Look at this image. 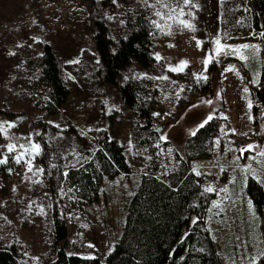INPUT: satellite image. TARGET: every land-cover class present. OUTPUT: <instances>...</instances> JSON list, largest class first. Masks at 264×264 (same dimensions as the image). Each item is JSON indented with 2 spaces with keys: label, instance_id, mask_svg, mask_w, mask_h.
Wrapping results in <instances>:
<instances>
[{
  "label": "rangeland",
  "instance_id": "rangeland-1",
  "mask_svg": "<svg viewBox=\"0 0 264 264\" xmlns=\"http://www.w3.org/2000/svg\"><path fill=\"white\" fill-rule=\"evenodd\" d=\"M193 3L200 6L191 9L194 18H183L191 19L195 30L182 27L177 19L156 16V9L144 7V0H0V151L2 159L15 162V169L0 177V244L17 245L19 264H49L54 258L55 213L67 224L64 245L70 254L92 255L106 262L109 249L122 235L128 202L141 175L150 170V156L135 138L136 116L125 106L122 94L100 81L102 64L93 20L104 19L111 37L118 41L128 31V19L138 13L166 26L161 31L152 23L157 32L155 68L146 70L133 63L121 77L123 83L140 79L156 88L158 174L175 168V150L182 152L186 137L213 115L212 155L191 164L204 177L201 196L208 200L207 227L224 264H259L264 256V204L255 202L249 181L252 172L264 176V102L256 92L264 80V39L234 29L247 24L241 0ZM161 11L167 15V9ZM45 39L53 43L71 88L61 113L50 117L35 106L37 97L26 81L28 73L40 66ZM217 40L259 47L238 49L247 56L240 60L231 52L215 53ZM210 54L213 59L206 68ZM180 61L187 62L184 70L172 71L170 66ZM229 65L234 67L226 70ZM205 75L207 80L197 79ZM207 81L210 87L204 91ZM109 109L114 110L109 114ZM41 122L47 123L44 130ZM103 130L124 147L131 172L107 180L99 200L82 207L60 172H68L98 149ZM161 136H167V141ZM33 141L42 145L43 154L31 158L29 170L24 159L17 163L13 157L29 153ZM39 168L44 171L39 173Z\"/></svg>",
  "mask_w": 264,
  "mask_h": 264
},
{
  "label": "trees",
  "instance_id": "trees-1",
  "mask_svg": "<svg viewBox=\"0 0 264 264\" xmlns=\"http://www.w3.org/2000/svg\"><path fill=\"white\" fill-rule=\"evenodd\" d=\"M241 3L248 14L247 24L234 26V29L242 30L247 36L252 32L254 36L264 33V0H241ZM93 24L102 64L98 71L100 81L118 90L125 106L136 116L134 135L150 156V170L141 175V182L130 197L122 235L106 262L99 257L89 260L68 253L64 245L68 227L55 213L51 227L55 256L49 264H224L207 227L208 200L201 196L204 177L191 165L194 160L211 157L210 140L216 133L215 122L212 120L195 135L187 136L183 151L175 150V168L158 174L160 130L153 115L157 106L156 88L151 89L149 83L140 79L121 82L123 71L133 63L146 70L155 68V27L144 13L135 14L128 19L126 35L115 41L104 19L95 17ZM41 44L40 66L36 72L28 73L27 88L37 97L35 106L39 110L47 117L57 116L71 95V88L64 78L53 43L45 39ZM209 87L207 81L202 89L207 91ZM150 90H153L152 95ZM256 92L264 102V80ZM39 125L43 130L47 127L46 122ZM98 142L99 148L87 154L84 162L70 167L67 176L60 172L82 207L99 200L107 180L131 172L124 147L106 130L100 132ZM2 157L1 150L0 159ZM14 163L8 160L0 164L1 178L11 173L8 169H15ZM249 191L258 206L264 204V189L253 178L249 181ZM0 264H19L16 244L9 247L0 244ZM259 264H264V256Z\"/></svg>",
  "mask_w": 264,
  "mask_h": 264
},
{
  "label": "snow or ice",
  "instance_id": "snow-or-ice-1",
  "mask_svg": "<svg viewBox=\"0 0 264 264\" xmlns=\"http://www.w3.org/2000/svg\"><path fill=\"white\" fill-rule=\"evenodd\" d=\"M116 0H113V3H115ZM159 5V7H158ZM144 7L146 8H151V9H156L155 11V15L156 16H160V17H165L168 20H172V19H177L178 23L182 26V27H186V28H190L195 30V24L192 22L191 19H184L183 17H185L186 15L188 17H193L195 16V13L191 11V9L193 7L199 8V4H194L193 0H168V2H165V0H156L155 3H148V0H144ZM185 8L188 9L187 13L185 12ZM161 9H167V15L165 16V13L163 11H161ZM109 19H113L114 17L109 16ZM121 23L123 24L124 21L121 20ZM152 23L155 25V27L159 30H163L164 27L166 26H162L160 25L157 21L153 20ZM260 35L264 36V33H260ZM125 39H127V37H125ZM217 43V47L215 48V53L220 54L223 53L225 55H227L229 52H231L232 55L234 56H238L240 60H247V56L242 55L240 51H238V49H248V48H253L256 49L259 46L258 45H249V44H241V45H225L223 44L220 40L216 41ZM113 53L115 54V50L113 49ZM212 55L210 54L208 56V58L205 60V67L207 68V66L209 65L210 62H212ZM72 63H78V61H71ZM99 63V60H97V64ZM187 62L186 61H180L178 66L172 67L170 66L172 71L175 72H182L184 70V67L186 66ZM234 66L229 65L228 69L226 70H230L232 69ZM146 75V74H145ZM127 79V77H126ZM197 79H203V80H207L208 77L202 76V77H197ZM245 91H247V89H245ZM208 103H211V101L209 100ZM114 110V109H109V114L110 112ZM153 115H160L159 113H154ZM213 120V115H208L206 117V119H204L201 124L198 125V128H203L205 125H207L210 121ZM10 124L14 123V122H9ZM54 123V122H52ZM57 127H59V125H56ZM99 131V129H97ZM36 135H39V133H37ZM193 135H195V131L193 132ZM161 139L167 141V136H161ZM129 144L131 145V141H129ZM253 147V145L249 144L247 145L248 149H251ZM9 151H12V145L8 146ZM241 151H244V149H241ZM43 154V148L42 145L39 143H36L35 141H33L31 143L30 146V152L29 153H22V154H18L16 156L13 157V159L17 162L20 163L22 159L25 160V163H27L29 165V170H32V159L37 155H42ZM30 157V158H28ZM8 162V158L5 157L4 159H0V164H6ZM53 167H56V165H52ZM9 172H11V169H8ZM37 171L39 173H42L44 171L43 168H39L37 169ZM65 176H67V172L64 173ZM250 175L254 178V180L256 182H258L260 185H264V176L258 175L255 172L250 173ZM208 191H214V189L209 188ZM249 203L251 204L252 201L250 200ZM198 219V218H197ZM110 252L114 251V249L110 248L109 249ZM85 259H95V256H87L84 257ZM253 264H255V262L253 261Z\"/></svg>",
  "mask_w": 264,
  "mask_h": 264
}]
</instances>
